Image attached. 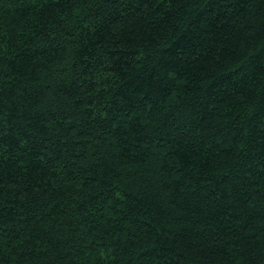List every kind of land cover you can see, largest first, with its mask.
Here are the masks:
<instances>
[{
	"label": "trees",
	"instance_id": "obj_1",
	"mask_svg": "<svg viewBox=\"0 0 264 264\" xmlns=\"http://www.w3.org/2000/svg\"><path fill=\"white\" fill-rule=\"evenodd\" d=\"M0 264H264V0H0Z\"/></svg>",
	"mask_w": 264,
	"mask_h": 264
}]
</instances>
